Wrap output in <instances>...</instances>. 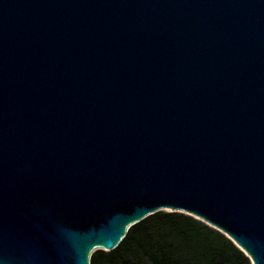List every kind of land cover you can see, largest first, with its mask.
I'll list each match as a JSON object with an SVG mask.
<instances>
[{
	"label": "water",
	"instance_id": "95a60500",
	"mask_svg": "<svg viewBox=\"0 0 264 264\" xmlns=\"http://www.w3.org/2000/svg\"><path fill=\"white\" fill-rule=\"evenodd\" d=\"M157 211L264 264V0H0V264Z\"/></svg>",
	"mask_w": 264,
	"mask_h": 264
},
{
	"label": "trees",
	"instance_id": "16d2710c",
	"mask_svg": "<svg viewBox=\"0 0 264 264\" xmlns=\"http://www.w3.org/2000/svg\"><path fill=\"white\" fill-rule=\"evenodd\" d=\"M88 264H251L224 234L177 211H157L130 226L111 251H93Z\"/></svg>",
	"mask_w": 264,
	"mask_h": 264
}]
</instances>
